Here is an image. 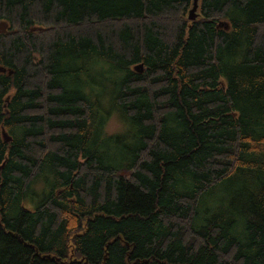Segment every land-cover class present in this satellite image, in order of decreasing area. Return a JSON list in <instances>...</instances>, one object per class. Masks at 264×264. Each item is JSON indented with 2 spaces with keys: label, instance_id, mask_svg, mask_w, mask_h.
I'll return each instance as SVG.
<instances>
[{
  "label": "trees",
  "instance_id": "16d2710c",
  "mask_svg": "<svg viewBox=\"0 0 264 264\" xmlns=\"http://www.w3.org/2000/svg\"><path fill=\"white\" fill-rule=\"evenodd\" d=\"M191 6L0 0V264H264V0Z\"/></svg>",
  "mask_w": 264,
  "mask_h": 264
},
{
  "label": "rangeland",
  "instance_id": "374dc122",
  "mask_svg": "<svg viewBox=\"0 0 264 264\" xmlns=\"http://www.w3.org/2000/svg\"><path fill=\"white\" fill-rule=\"evenodd\" d=\"M7 29V27H6ZM119 129V123H118V119L115 115H111L110 116V119L107 121V130L109 132H115ZM108 147V154L113 156V157H118L119 156V152L123 149V146H115V145H112V144H108L107 145ZM120 174H127L129 173L128 171H125V170H120L119 171ZM43 183L41 182H36L31 191L34 193H37L34 197H30V198H26L23 203L26 207L28 208H33L34 207V202L36 200H38V198L40 197L41 193L45 192L46 189H47V184L46 182L42 185ZM41 186H43V189L41 190ZM39 194V195H38ZM228 195V193H227ZM226 196V193L221 191V192H217L216 195L214 196H211V197H205L202 201H201V204L199 206V214L198 216L196 217L195 219V225L198 226L202 223V218L200 219L201 217V214L203 213H206L208 214L209 212H211L213 210V208L220 203V200L225 198ZM239 228H241V224H239Z\"/></svg>",
  "mask_w": 264,
  "mask_h": 264
},
{
  "label": "water",
  "instance_id": "95a60500",
  "mask_svg": "<svg viewBox=\"0 0 264 264\" xmlns=\"http://www.w3.org/2000/svg\"><path fill=\"white\" fill-rule=\"evenodd\" d=\"M197 8H198V0H193L192 3V7L189 9L188 11V19L189 20H194L197 18L198 16V12H197ZM6 27H7V23L5 21H0V33H3L6 31ZM1 71H4V69L0 68ZM138 70H142V66L139 65ZM11 71H9L10 73ZM2 133L4 136V140L8 141L10 138L7 136V134L5 133V131L2 129Z\"/></svg>",
  "mask_w": 264,
  "mask_h": 264
},
{
  "label": "bare ground",
  "instance_id": "6f19581e",
  "mask_svg": "<svg viewBox=\"0 0 264 264\" xmlns=\"http://www.w3.org/2000/svg\"><path fill=\"white\" fill-rule=\"evenodd\" d=\"M192 3H193V0H192ZM198 4H199V0H198ZM192 7V6H191ZM142 66V65H141Z\"/></svg>",
  "mask_w": 264,
  "mask_h": 264
}]
</instances>
